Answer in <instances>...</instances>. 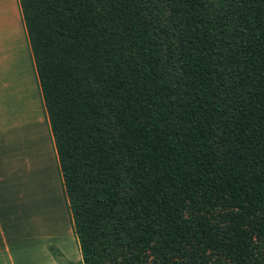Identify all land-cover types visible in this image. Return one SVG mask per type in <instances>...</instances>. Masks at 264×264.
Instances as JSON below:
<instances>
[{
    "label": "trees",
    "instance_id": "1",
    "mask_svg": "<svg viewBox=\"0 0 264 264\" xmlns=\"http://www.w3.org/2000/svg\"><path fill=\"white\" fill-rule=\"evenodd\" d=\"M18 4L80 264H264V0Z\"/></svg>",
    "mask_w": 264,
    "mask_h": 264
},
{
    "label": "crops",
    "instance_id": "2",
    "mask_svg": "<svg viewBox=\"0 0 264 264\" xmlns=\"http://www.w3.org/2000/svg\"><path fill=\"white\" fill-rule=\"evenodd\" d=\"M0 120V264H58L49 246L80 264L18 0H0Z\"/></svg>",
    "mask_w": 264,
    "mask_h": 264
},
{
    "label": "rangeland",
    "instance_id": "3",
    "mask_svg": "<svg viewBox=\"0 0 264 264\" xmlns=\"http://www.w3.org/2000/svg\"><path fill=\"white\" fill-rule=\"evenodd\" d=\"M2 119V118H1ZM5 122H6V124H7V120H6V118H5ZM4 123H3V120H2V122H1V120H0V125H3ZM2 127H5L4 125L2 126ZM6 136H7V134H6ZM40 176H41V174H40ZM44 182L46 183L47 181L45 180V178H44ZM26 186H29V185H26ZM76 244H77V242H76ZM50 247H53L54 249H56L58 252H59V250L55 247V246H49L48 247V251L50 252V250H49V248ZM78 247V246H77ZM50 254L52 255V253L50 252ZM52 257L54 258V260H56V258L52 255ZM59 260H61L62 262H65L64 264H67V263H69L68 261H67V259L62 255L61 256V258H59Z\"/></svg>",
    "mask_w": 264,
    "mask_h": 264
}]
</instances>
